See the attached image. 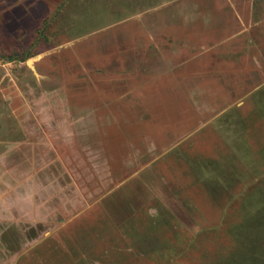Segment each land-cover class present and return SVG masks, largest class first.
Returning <instances> with one entry per match:
<instances>
[{"label": "rangeland", "instance_id": "374dc122", "mask_svg": "<svg viewBox=\"0 0 264 264\" xmlns=\"http://www.w3.org/2000/svg\"><path fill=\"white\" fill-rule=\"evenodd\" d=\"M0 264H264V0H0Z\"/></svg>", "mask_w": 264, "mask_h": 264}, {"label": "trees", "instance_id": "16d2710c", "mask_svg": "<svg viewBox=\"0 0 264 264\" xmlns=\"http://www.w3.org/2000/svg\"><path fill=\"white\" fill-rule=\"evenodd\" d=\"M262 223V222H261Z\"/></svg>", "mask_w": 264, "mask_h": 264}]
</instances>
